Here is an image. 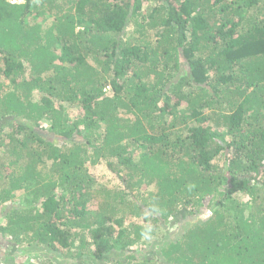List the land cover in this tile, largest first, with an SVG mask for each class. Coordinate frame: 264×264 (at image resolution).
Instances as JSON below:
<instances>
[{
    "label": "trees",
    "instance_id": "trees-1",
    "mask_svg": "<svg viewBox=\"0 0 264 264\" xmlns=\"http://www.w3.org/2000/svg\"><path fill=\"white\" fill-rule=\"evenodd\" d=\"M6 203V264H264V0H0Z\"/></svg>",
    "mask_w": 264,
    "mask_h": 264
},
{
    "label": "rangeland",
    "instance_id": "rangeland-1",
    "mask_svg": "<svg viewBox=\"0 0 264 264\" xmlns=\"http://www.w3.org/2000/svg\"><path fill=\"white\" fill-rule=\"evenodd\" d=\"M181 109H184V107H181ZM66 114L72 116V118H75L77 115V112H75L73 109H70L66 111ZM105 168L106 167L101 165L100 163V165H97L96 168L95 169L93 168L92 170L93 172L95 170L97 174L98 173L101 174V178L104 183L112 184L115 180L120 182L118 176L112 175L110 172H107ZM16 195H17L16 198H18L19 197L18 194H15V196ZM12 205L13 204L11 203H6L5 205H3L5 206V208H3L4 211L0 209V224H2L5 220L4 219L5 213L7 214L8 212L6 210L8 208H11ZM14 207H16V205ZM184 232L185 231L183 230H179L176 233L179 236V234L184 233ZM170 236H172V238L174 239L176 237V234H173ZM170 236L166 237L164 239V242L169 243ZM25 248H26L25 246H18L16 243H14L9 235L3 236L0 234V264H6V262L8 261L6 257L14 256L16 253H19L17 252L18 250L21 251L22 249H25ZM64 252L66 253L67 251H64ZM71 261L72 260H70L69 258L60 256L58 253H55L52 255V254L43 252L42 249H37V250L31 249L29 258H26V256L20 257V259H17V262L15 264H72L73 262Z\"/></svg>",
    "mask_w": 264,
    "mask_h": 264
},
{
    "label": "built area",
    "instance_id": "built-area-1",
    "mask_svg": "<svg viewBox=\"0 0 264 264\" xmlns=\"http://www.w3.org/2000/svg\"><path fill=\"white\" fill-rule=\"evenodd\" d=\"M12 4H20L23 3L24 0H9Z\"/></svg>",
    "mask_w": 264,
    "mask_h": 264
}]
</instances>
